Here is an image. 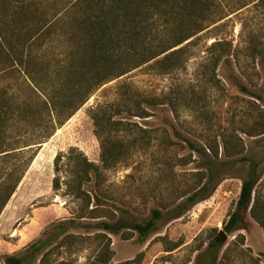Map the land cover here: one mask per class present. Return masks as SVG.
I'll list each match as a JSON object with an SVG mask.
<instances>
[{
	"label": "rangeland",
	"instance_id": "1",
	"mask_svg": "<svg viewBox=\"0 0 264 264\" xmlns=\"http://www.w3.org/2000/svg\"><path fill=\"white\" fill-rule=\"evenodd\" d=\"M213 2L210 20L189 40L178 69L161 72L154 62L143 65L101 86L54 129L53 121L42 124L31 116L38 110L47 118L43 102L49 90L38 94L21 70L0 64V97L9 102L3 108L5 143L29 145L25 157L31 159L0 213V264L40 241L48 246L32 264L43 256L42 264H91L107 240V264H204L208 242L219 241L221 233L226 238L217 264H250V257L264 264L262 229L249 214L238 230L223 231L247 178V160L256 162L255 190L264 194V0ZM45 4L51 18L56 3ZM52 39L39 56L54 62L66 48L62 37ZM147 98L161 104L148 107L146 118L133 117L132 108L137 103L144 108ZM110 105L106 115L132 130L118 136L133 139L136 147L106 168L91 115ZM58 154L60 186L54 189ZM78 158L98 168L79 190L73 182ZM9 162L5 166L14 167L20 159ZM211 173L217 183L211 196L183 211L189 198L202 194ZM153 210L160 217L145 238L132 229L108 234L95 227L121 219L144 223ZM172 246L177 247L166 252Z\"/></svg>",
	"mask_w": 264,
	"mask_h": 264
},
{
	"label": "trees",
	"instance_id": "2",
	"mask_svg": "<svg viewBox=\"0 0 264 264\" xmlns=\"http://www.w3.org/2000/svg\"><path fill=\"white\" fill-rule=\"evenodd\" d=\"M46 1L56 3L52 7L54 15L51 18H47L44 11ZM213 1L0 0V64H4L7 71L21 70L28 80L35 83L34 89L38 94L49 90L43 102L47 118L44 120L38 110L32 111L31 116L42 124H51L53 121L54 129L55 126H62L101 86L143 65L154 62L155 68L161 72L178 69L183 55L187 53L189 40L201 32V26L210 20ZM239 1L242 3L245 0ZM54 37L63 38L62 44L66 51L62 52V58L54 62L41 59L39 52ZM144 101V108L141 103L132 108L133 117L146 118L148 107L154 108L161 104L154 98ZM7 103V99L0 97V213L15 192L31 160L25 157L29 145L11 148L5 143L3 118L6 112L3 108ZM111 107H100L91 115L93 123L99 127L100 160L106 168L124 159L127 155L125 149L132 145L136 147L133 139L128 141L125 136H118V133L129 134L132 130L124 122L115 121L111 115H106L107 109ZM127 111L132 110L129 108ZM26 113L28 111L23 114ZM50 136L51 133L46 138ZM185 142L191 150L202 152L189 140ZM13 159H20V162L14 167L5 166ZM60 160L58 154L54 159V189L60 186ZM247 161V178L241 183L235 207L223 224V231L231 234L238 230L249 214L262 229L264 242V194L255 190L258 182L256 162ZM77 165L79 170L73 171L76 177L73 182L77 183L79 190L81 184L88 180L89 173L98 168L80 158L77 159ZM215 175L211 173L207 177L199 189L202 194L189 198L183 211L211 196L217 186ZM71 182H65L66 186L70 187ZM159 217V212L153 210L150 219L144 223L121 219L112 223L98 222L95 227L108 234L132 229L139 237L145 238L155 229ZM47 246L48 242L40 241L31 245L23 255L3 257V264H32L35 256ZM176 247L167 248L166 252ZM222 247L223 243L215 239L208 242L203 252L204 264H217ZM110 257V241L107 240L91 264H107ZM43 259L44 256L39 264H42ZM250 260V264H260L257 258L250 257Z\"/></svg>",
	"mask_w": 264,
	"mask_h": 264
},
{
	"label": "water",
	"instance_id": "3",
	"mask_svg": "<svg viewBox=\"0 0 264 264\" xmlns=\"http://www.w3.org/2000/svg\"><path fill=\"white\" fill-rule=\"evenodd\" d=\"M225 238H226V235L221 233V238L219 239V241L218 240L217 241L223 242L225 240Z\"/></svg>",
	"mask_w": 264,
	"mask_h": 264
}]
</instances>
